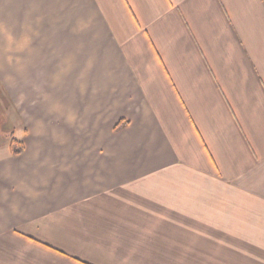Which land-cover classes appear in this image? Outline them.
<instances>
[{"label":"crops","instance_id":"1","mask_svg":"<svg viewBox=\"0 0 264 264\" xmlns=\"http://www.w3.org/2000/svg\"><path fill=\"white\" fill-rule=\"evenodd\" d=\"M0 86V264H264V0H0Z\"/></svg>","mask_w":264,"mask_h":264},{"label":"rangeland","instance_id":"2","mask_svg":"<svg viewBox=\"0 0 264 264\" xmlns=\"http://www.w3.org/2000/svg\"><path fill=\"white\" fill-rule=\"evenodd\" d=\"M8 104H10V101L4 92V88L0 86V144H4L5 140H9V133L12 132V120H7L3 112L4 106H8ZM10 110L13 111L12 108Z\"/></svg>","mask_w":264,"mask_h":264},{"label":"trees","instance_id":"3","mask_svg":"<svg viewBox=\"0 0 264 264\" xmlns=\"http://www.w3.org/2000/svg\"><path fill=\"white\" fill-rule=\"evenodd\" d=\"M126 123H127V121L120 120L116 124L115 130H118L121 126L125 125ZM9 149H10V153L12 155H20L22 150H23V144L20 140H18L13 135H11L10 140H9Z\"/></svg>","mask_w":264,"mask_h":264}]
</instances>
